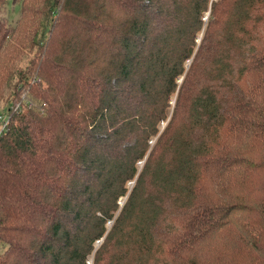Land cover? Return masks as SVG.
I'll list each match as a JSON object with an SVG mask.
<instances>
[{
	"label": "trees",
	"instance_id": "16d2710c",
	"mask_svg": "<svg viewBox=\"0 0 264 264\" xmlns=\"http://www.w3.org/2000/svg\"><path fill=\"white\" fill-rule=\"evenodd\" d=\"M9 2L0 264H264V0Z\"/></svg>",
	"mask_w": 264,
	"mask_h": 264
},
{
	"label": "rangeland",
	"instance_id": "374dc122",
	"mask_svg": "<svg viewBox=\"0 0 264 264\" xmlns=\"http://www.w3.org/2000/svg\"><path fill=\"white\" fill-rule=\"evenodd\" d=\"M19 14H20V6H19V4L18 3H15V4H13V3H11V0H10V2L4 7V9H3V12H2V16L4 17V18H6L7 19V21H8V24L10 25V26H14V24H15V22L17 21V19L19 18ZM207 17H208V14H205L204 15V17H203V20H204V22H206V19H207ZM2 103V102H1ZM0 103V104H1ZM2 105L0 106V114H3V115H5L4 113V111H5V107L4 108H2ZM2 115V116H3ZM3 123H4V118L3 117H0V130H1V128H2V126H3ZM127 187H128V189H130L131 187H132V182L131 183H129L128 185H127ZM124 200V199H123ZM123 200H121V201H119L121 204L120 205H122V201ZM110 222L107 224V226L109 227L110 226ZM99 243L98 242H96L95 243V245L97 246ZM1 251H2V249L0 248V253H1ZM91 262V258H90V260L88 259V263H90Z\"/></svg>",
	"mask_w": 264,
	"mask_h": 264
},
{
	"label": "built area",
	"instance_id": "2783aa9c",
	"mask_svg": "<svg viewBox=\"0 0 264 264\" xmlns=\"http://www.w3.org/2000/svg\"><path fill=\"white\" fill-rule=\"evenodd\" d=\"M6 122L4 121L2 128L5 126Z\"/></svg>",
	"mask_w": 264,
	"mask_h": 264
}]
</instances>
